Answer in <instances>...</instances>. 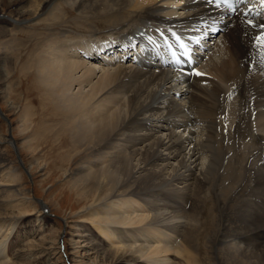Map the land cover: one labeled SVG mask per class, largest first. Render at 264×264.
Here are the masks:
<instances>
[{
	"label": "bare ground",
	"instance_id": "bare-ground-1",
	"mask_svg": "<svg viewBox=\"0 0 264 264\" xmlns=\"http://www.w3.org/2000/svg\"><path fill=\"white\" fill-rule=\"evenodd\" d=\"M14 5L0 18V99L17 110L18 131L32 134L26 143L40 167L53 166L36 151L57 129L58 172L71 181L80 222L112 244L111 262L264 264V45L255 41L264 13L226 16L195 75L180 72L156 40L203 30L216 17L203 0ZM32 39L20 71L34 68L27 83L35 79L54 101L50 124L32 120L27 83L23 106L6 84L13 53ZM5 144L18 149L0 137V264H13L10 240L32 201L19 188L22 161Z\"/></svg>",
	"mask_w": 264,
	"mask_h": 264
},
{
	"label": "rangeland",
	"instance_id": "rangeland-1",
	"mask_svg": "<svg viewBox=\"0 0 264 264\" xmlns=\"http://www.w3.org/2000/svg\"><path fill=\"white\" fill-rule=\"evenodd\" d=\"M17 1L19 0H0V18H7L8 15L11 17L13 14L12 11H14L16 6L14 4ZM66 30L74 31V29ZM10 36L13 37V35H9L8 37ZM14 36H17L19 39H28L31 35L28 36L24 32L23 34L22 32H17ZM101 37L103 39L110 38L106 34H102ZM0 40H3V37H0ZM32 40L15 51L18 53L23 49L21 52L18 54L13 53L15 59L13 60L11 71L9 70L10 73L8 74V81L6 83L14 87L16 91L11 94V97H21L22 102L19 103L21 106L27 103L22 93L23 85L27 83L30 75H35L34 68L20 71L22 60L24 61L29 53L30 47L37 41L36 39ZM2 50L0 49V52H3ZM19 83L21 84L19 85ZM25 86L32 91V95L29 98L34 100L32 106H34V113H36L35 117H32V120L37 121L40 116L43 120L40 121L41 123L45 121V123L50 124L55 120L54 106L56 105L54 101L43 98V90L35 79H30ZM4 100L3 98L0 99V137L4 135L12 142L15 141L18 149L11 148L5 144L2 150L7 151L8 156L16 162L22 161L23 166H18L20 167V175L23 177L22 184L19 188L32 201L30 205L25 207L22 216L18 219L17 233L10 240L12 241V246L9 255L13 259L12 261H15L13 264H73L74 262L76 264H141L135 261H124L122 263L111 262L113 254L109 256L105 254V251L108 249L111 251L112 244L98 237L97 230L93 227L90 220L80 222L78 218L79 207L76 205V195L73 194L72 187H70L71 181L65 175L60 176L61 173L57 169L60 158L55 155V150L50 149V144L53 139L52 135H54L57 129L46 136L47 140L36 151V153H40L38 156L44 155V158H39L41 162L44 159V161L52 163L53 165L50 169H47L45 166H42V168L38 163L34 162V155L26 143L27 138L32 134L29 131L27 134L29 136L27 137L18 131L15 123V113L17 110L10 108L9 103L4 102ZM47 116V119L44 118ZM38 129L39 125L34 123L32 126V130L34 131L31 132L35 133ZM65 165L67 166V163ZM48 174L51 175L48 176ZM15 214L18 213L12 215Z\"/></svg>",
	"mask_w": 264,
	"mask_h": 264
},
{
	"label": "snow or ice",
	"instance_id": "snow-or-ice-1",
	"mask_svg": "<svg viewBox=\"0 0 264 264\" xmlns=\"http://www.w3.org/2000/svg\"><path fill=\"white\" fill-rule=\"evenodd\" d=\"M179 39V38H177ZM255 41L257 45H264V34L258 35L255 37ZM181 48H184L185 46L183 44L179 45ZM182 55H188L187 51H185L184 53H182ZM193 74L195 75H203V73L199 72V71H195Z\"/></svg>",
	"mask_w": 264,
	"mask_h": 264
}]
</instances>
